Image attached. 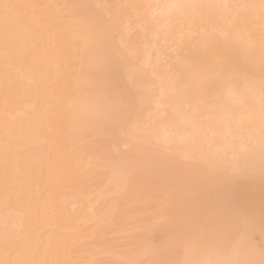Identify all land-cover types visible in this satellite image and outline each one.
<instances>
[{
	"label": "snow or ice",
	"instance_id": "6c2138e0",
	"mask_svg": "<svg viewBox=\"0 0 264 264\" xmlns=\"http://www.w3.org/2000/svg\"><path fill=\"white\" fill-rule=\"evenodd\" d=\"M0 49V264H264V0H0ZM85 59L65 112L52 69ZM94 165L110 216L68 198ZM117 213L137 234L98 241Z\"/></svg>",
	"mask_w": 264,
	"mask_h": 264
},
{
	"label": "bare ground",
	"instance_id": "6f19581e",
	"mask_svg": "<svg viewBox=\"0 0 264 264\" xmlns=\"http://www.w3.org/2000/svg\"><path fill=\"white\" fill-rule=\"evenodd\" d=\"M22 3H44V4H56V3H112V4H120V3H156L160 2V0H19ZM137 29L136 26L133 25V40L137 39ZM142 33H140V37H142ZM81 36L83 34L81 33ZM72 39V33L69 32L67 36V42L70 43ZM55 42V41H52ZM46 38L45 43L50 44ZM0 55H2V49H0ZM88 70V61L85 59L83 65L79 62L72 64L71 66H63L59 70L55 67L52 69V79L56 78L57 71L61 76V80L56 87L55 94L58 100L62 101V108L65 112H70L72 110V105H79L85 99L84 89L86 87L85 82L81 79V72ZM21 102L22 99H21ZM43 104V101L41 102ZM13 102L9 101V107H12ZM4 106H5V98L3 96V90L0 88V121L3 120L4 115ZM43 137L39 134V132H34L30 142L35 145H39L42 142ZM72 138L63 136L60 137V150L67 152L68 156L71 157V148H72ZM77 161L72 160V163L75 164ZM93 172H97L95 165L92 169ZM45 174L47 175V166L45 167ZM94 183H91L86 188H84L83 192L77 190L76 192L69 191L68 198L72 200L73 203H77L79 205L80 199H73V197H83L87 198V196H93L92 204L95 205V213L97 216H110L113 212H116L114 207V201L109 199L107 194L101 193L100 188L102 187V182L106 183V177H102L97 172V175L94 177ZM43 186V185H41ZM236 192L240 197H245L249 194L248 186L244 183L242 185L238 184L236 186ZM256 199L259 201V186L257 183L256 188ZM59 199V198H58ZM128 205L132 209V211L139 216H144L149 211L147 205L144 207H140L137 202L135 196H130L128 199ZM3 208L0 206V217L3 216ZM80 218H84L86 215L85 212L79 214ZM43 218V217H42ZM91 215L87 214V219H91ZM129 217L121 215L117 213V222L114 225H110L109 228L104 229L97 235V240L102 242L104 239H108L113 243L120 244L123 243L126 238L130 236H134L137 234L133 225L127 223ZM66 220L69 218L66 217ZM70 222V220H69ZM41 251V254L37 257V259L43 260L47 259Z\"/></svg>",
	"mask_w": 264,
	"mask_h": 264
},
{
	"label": "rangeland",
	"instance_id": "374dc122",
	"mask_svg": "<svg viewBox=\"0 0 264 264\" xmlns=\"http://www.w3.org/2000/svg\"><path fill=\"white\" fill-rule=\"evenodd\" d=\"M243 183H240V185H242ZM236 195L239 196V194L236 192ZM240 197V196H239ZM242 198V197H241Z\"/></svg>",
	"mask_w": 264,
	"mask_h": 264
}]
</instances>
